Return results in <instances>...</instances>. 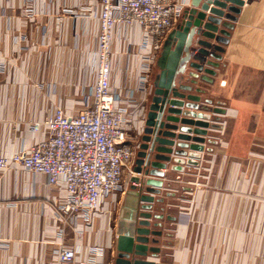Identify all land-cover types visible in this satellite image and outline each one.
I'll list each match as a JSON object with an SVG mask.
<instances>
[{"label": "crops", "instance_id": "0c3cea01", "mask_svg": "<svg viewBox=\"0 0 264 264\" xmlns=\"http://www.w3.org/2000/svg\"><path fill=\"white\" fill-rule=\"evenodd\" d=\"M100 10L97 0H0V156L40 140L44 131L30 123L56 106L74 114L90 99ZM234 25L218 74L202 82L203 100L225 110L213 114L212 151L198 167L170 164L156 195L161 201L152 213L169 233L150 256L157 264H264V0H245ZM142 47L138 26L119 29L111 82L123 103L148 105L153 91L139 87ZM210 160H216L211 169ZM185 172L199 173L204 185L195 187L197 176ZM50 191L43 175L0 171V264H52L50 246L59 241H73L83 257L100 246L104 259L114 261L124 194L105 201L87 225L80 217L58 220L56 198L66 194L60 190L55 198Z\"/></svg>", "mask_w": 264, "mask_h": 264}, {"label": "built area", "instance_id": "2783aa9c", "mask_svg": "<svg viewBox=\"0 0 264 264\" xmlns=\"http://www.w3.org/2000/svg\"><path fill=\"white\" fill-rule=\"evenodd\" d=\"M101 8L98 34V72L90 99L74 114L62 106L43 120L30 123L44 136L28 149L0 156V171L19 168L46 178L56 198L58 220L80 217L89 225L104 211V202L124 194L130 185L147 113L144 100L123 103L113 90L112 61L119 29L136 25L142 32L143 53L139 87L153 88L152 73L164 40L180 22L190 0H97ZM122 102V103H121ZM135 134L136 139L130 136ZM131 182V183H130ZM200 187L201 183L195 182ZM201 188V187H200ZM66 227H60L64 233ZM52 264H114L104 259V248L92 246L87 256L69 241L50 246Z\"/></svg>", "mask_w": 264, "mask_h": 264}, {"label": "water", "instance_id": "95a60500", "mask_svg": "<svg viewBox=\"0 0 264 264\" xmlns=\"http://www.w3.org/2000/svg\"><path fill=\"white\" fill-rule=\"evenodd\" d=\"M245 0H190L180 22L169 32L156 60L153 91L148 101L143 132L133 167L134 183L123 195L116 223L114 264H157L150 258L161 251L162 238L169 234L153 215L161 201L172 163L198 167L211 151L213 114L225 110L212 106L202 82L218 74L224 45Z\"/></svg>", "mask_w": 264, "mask_h": 264}, {"label": "rangeland", "instance_id": "374dc122", "mask_svg": "<svg viewBox=\"0 0 264 264\" xmlns=\"http://www.w3.org/2000/svg\"><path fill=\"white\" fill-rule=\"evenodd\" d=\"M154 71H157V68L155 67V69H153V72ZM153 74V73H152ZM217 121L218 120H215L214 122H215V124L217 123ZM215 128V127H214ZM212 151V150H211ZM211 151H209V153L211 152ZM204 159V158H203ZM211 162V163H210ZM215 162H216V160L212 163V161L210 160L209 161V163H210V166H209V168L211 169L212 168V166L215 164ZM185 175L187 176V175H189V176H194V177H196V179L194 180V181H192L191 183L193 184V185H195V182H199V183H201V186L200 187H202L203 185H204V181H202L200 178L201 177H199L200 176V174L199 173H193V172H185ZM203 179V178H202ZM195 187H198V186H196L195 185ZM200 187H198V188H200ZM114 215H115V212H113L112 213V220H111V224H112V227H114L115 228V220H114ZM113 228V229H114Z\"/></svg>", "mask_w": 264, "mask_h": 264}]
</instances>
